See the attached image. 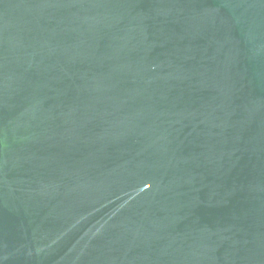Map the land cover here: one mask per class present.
<instances>
[{
  "label": "water",
  "instance_id": "water-1",
  "mask_svg": "<svg viewBox=\"0 0 264 264\" xmlns=\"http://www.w3.org/2000/svg\"><path fill=\"white\" fill-rule=\"evenodd\" d=\"M0 264H264V0H0Z\"/></svg>",
  "mask_w": 264,
  "mask_h": 264
}]
</instances>
